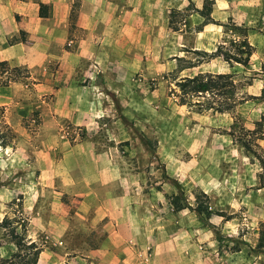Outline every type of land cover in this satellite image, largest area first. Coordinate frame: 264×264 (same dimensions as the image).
Wrapping results in <instances>:
<instances>
[{
  "label": "rangeland",
  "instance_id": "obj_1",
  "mask_svg": "<svg viewBox=\"0 0 264 264\" xmlns=\"http://www.w3.org/2000/svg\"><path fill=\"white\" fill-rule=\"evenodd\" d=\"M206 2L100 1L94 11L98 34L108 35L110 26L113 33L116 26H133L135 41L128 51L113 57L116 42L97 43V61L82 59L71 74H57L56 63L49 66L56 89L67 83L79 98L88 90L99 102L90 136L60 119L42 127L35 106L54 95L46 94L44 85L34 86L27 69L0 65V140L7 142L0 145V222L8 218L26 225L27 240L46 252L36 264H96L88 249L101 236L84 227L80 204L58 187L42 184L47 159L60 173L56 178L75 173L70 154L85 141L115 148L122 172L135 173L137 180L143 173L139 190L163 196L160 209H151L142 264H264V145L259 143L264 138L250 133L264 114V0H211L208 16ZM71 5L78 9L80 0ZM231 39H245L253 47L246 67L192 52L211 53ZM199 71L231 73L237 98H258L224 112L179 105L175 82ZM36 78L44 82L45 76ZM122 102L131 106L130 119L122 116ZM235 138L255 139V144L248 152ZM179 191L192 205L196 193H205L210 217L201 222L187 209L174 211L170 195ZM14 243L0 226V264Z\"/></svg>",
  "mask_w": 264,
  "mask_h": 264
},
{
  "label": "crops",
  "instance_id": "obj_2",
  "mask_svg": "<svg viewBox=\"0 0 264 264\" xmlns=\"http://www.w3.org/2000/svg\"><path fill=\"white\" fill-rule=\"evenodd\" d=\"M100 1L80 0L78 9H73L72 0H0V62L17 70L27 69L37 81L34 86L44 85L41 89L54 95L50 101H39L35 106L42 118V127L48 122L58 123L60 119L89 133L94 111L99 106V102L90 99L88 90L85 97L79 98L67 83L56 89L54 78L49 77L52 63L58 64L57 74L61 70L71 74L82 59L99 57L97 43L116 42L110 49L117 51L116 55L112 54L117 57L127 52L129 43L135 41L136 31L130 25L116 26L115 33L114 26H110L112 31L106 35L109 39L102 31L98 34L94 11ZM77 31L82 34L78 35ZM36 75L45 76L44 82ZM120 105L122 116L130 119V104L122 102ZM259 143L263 146L264 140ZM72 150L70 156L76 172L56 178L60 173H56L47 159L42 171L46 182L42 184L58 187L80 204L84 227L101 236L98 245L88 249L91 252L88 256L94 258L96 264H142V255L150 240L148 220H151L153 206L160 209L161 192L156 191L152 196L148 191L139 190L144 185L143 173H138L137 180L135 173L122 172L115 148L99 149L85 141ZM62 161H65L64 156ZM185 185L182 181L181 186L187 191ZM187 185L189 189L193 187L192 183ZM189 217L193 216L189 213ZM158 219L156 215L160 222Z\"/></svg>",
  "mask_w": 264,
  "mask_h": 264
},
{
  "label": "trees",
  "instance_id": "obj_3",
  "mask_svg": "<svg viewBox=\"0 0 264 264\" xmlns=\"http://www.w3.org/2000/svg\"><path fill=\"white\" fill-rule=\"evenodd\" d=\"M206 1L204 9L207 10L205 15L208 16L210 6H208L207 3L210 4L211 0ZM173 12L174 11L170 12V17L173 15ZM208 20L209 18L205 20L204 24L211 22V20ZM253 50V47L247 40L235 41L231 39L228 41L227 45L223 43L218 44L211 53L200 50H193L192 52L202 56L220 57L226 62H234L246 67L253 54ZM4 64L5 62H0V65ZM13 70L16 71L17 68H13ZM175 86L179 90V105L196 107L197 109H212L216 112L228 111L249 99L258 98L252 95H248L246 98L244 96L237 98L238 86L231 73L198 72L191 76L179 78V80L175 82ZM206 95L210 96L211 99L206 98ZM197 97L206 98L207 100H194V98L197 99ZM263 124L264 114H261L259 120L254 123L255 129L250 131L257 139L264 138ZM238 139L235 138L236 143L248 152L251 151L252 146L255 144V139L249 141ZM6 144L7 142L2 138V140H0V145L5 146ZM170 204L174 211L187 209L194 212L201 222H204L205 219L209 218L211 215V211L208 207V196L203 192L196 193L194 204L191 205L187 202L183 193L179 191V193L170 195ZM0 226L7 230L8 237L15 242V250L11 252L9 257L1 264H36L42 248L36 242L27 240L26 225L19 221L12 223L10 219L3 218L0 222ZM260 246H263V241L260 242Z\"/></svg>",
  "mask_w": 264,
  "mask_h": 264
}]
</instances>
